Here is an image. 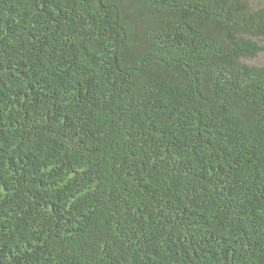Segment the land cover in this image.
<instances>
[{"label":"trees","instance_id":"16d2710c","mask_svg":"<svg viewBox=\"0 0 264 264\" xmlns=\"http://www.w3.org/2000/svg\"><path fill=\"white\" fill-rule=\"evenodd\" d=\"M264 0H0V264H264Z\"/></svg>","mask_w":264,"mask_h":264},{"label":"rangeland","instance_id":"374dc122","mask_svg":"<svg viewBox=\"0 0 264 264\" xmlns=\"http://www.w3.org/2000/svg\"><path fill=\"white\" fill-rule=\"evenodd\" d=\"M263 44H264V42H263ZM251 63L252 64H255V65H260V66L264 65V53L261 54L258 57V59L251 61Z\"/></svg>","mask_w":264,"mask_h":264}]
</instances>
